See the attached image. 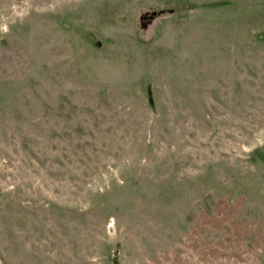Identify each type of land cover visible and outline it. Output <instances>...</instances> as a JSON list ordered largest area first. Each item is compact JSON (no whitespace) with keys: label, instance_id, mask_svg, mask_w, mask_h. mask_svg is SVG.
<instances>
[{"label":"rangeland","instance_id":"rangeland-1","mask_svg":"<svg viewBox=\"0 0 264 264\" xmlns=\"http://www.w3.org/2000/svg\"><path fill=\"white\" fill-rule=\"evenodd\" d=\"M0 264H264V0H0Z\"/></svg>","mask_w":264,"mask_h":264}]
</instances>
